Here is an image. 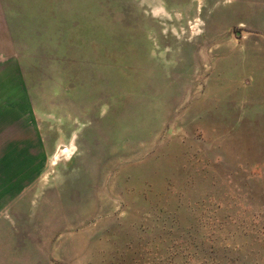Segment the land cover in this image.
Returning <instances> with one entry per match:
<instances>
[{
    "label": "rangeland",
    "instance_id": "rangeland-1",
    "mask_svg": "<svg viewBox=\"0 0 264 264\" xmlns=\"http://www.w3.org/2000/svg\"><path fill=\"white\" fill-rule=\"evenodd\" d=\"M0 264H264V0H0Z\"/></svg>",
    "mask_w": 264,
    "mask_h": 264
}]
</instances>
